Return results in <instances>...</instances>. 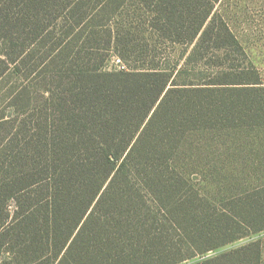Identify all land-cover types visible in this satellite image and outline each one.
Masks as SVG:
<instances>
[{"label": "trees", "instance_id": "trees-1", "mask_svg": "<svg viewBox=\"0 0 264 264\" xmlns=\"http://www.w3.org/2000/svg\"><path fill=\"white\" fill-rule=\"evenodd\" d=\"M219 1L0 0V264H180L264 231V81Z\"/></svg>", "mask_w": 264, "mask_h": 264}, {"label": "rangeland", "instance_id": "rangeland-1", "mask_svg": "<svg viewBox=\"0 0 264 264\" xmlns=\"http://www.w3.org/2000/svg\"><path fill=\"white\" fill-rule=\"evenodd\" d=\"M215 11L217 15L223 17L230 23L233 31L245 47L250 62L259 69L264 81V0H220L216 4ZM184 48L185 47L182 46H175L172 51L171 46L170 61L172 64L181 59ZM115 58L121 57L116 54H111V57L106 62V67L108 69H118V66H116L114 62ZM123 62L126 63L125 65H128L127 62ZM15 78L13 73L9 71L0 82V84H3L0 86V114L3 113L8 117H10V111L13 108L10 106V103L12 104V99L7 97L9 91L8 86L13 83V79ZM23 114L24 112L22 111L21 118ZM237 162H245V158L240 157ZM255 240H260L262 242L264 254V231H261L234 241L221 248L212 250L206 253L202 258L216 256ZM202 258L196 257L180 264H192L196 260Z\"/></svg>", "mask_w": 264, "mask_h": 264}, {"label": "built area", "instance_id": "built-area-1", "mask_svg": "<svg viewBox=\"0 0 264 264\" xmlns=\"http://www.w3.org/2000/svg\"><path fill=\"white\" fill-rule=\"evenodd\" d=\"M114 62L116 64V66H118L119 69H125L126 68L125 63L123 62V60L121 58H115Z\"/></svg>", "mask_w": 264, "mask_h": 264}]
</instances>
